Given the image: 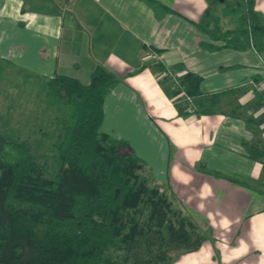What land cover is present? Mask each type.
I'll return each instance as SVG.
<instances>
[{"label":"crops","instance_id":"crops-1","mask_svg":"<svg viewBox=\"0 0 264 264\" xmlns=\"http://www.w3.org/2000/svg\"><path fill=\"white\" fill-rule=\"evenodd\" d=\"M44 1L0 0V64L82 84L96 65L109 71L117 80L100 132L127 141L205 233L172 264H264V160L245 150L264 144V48L236 51L200 32L209 0H153L154 9L143 0ZM253 2L264 18V0ZM164 70L178 81L199 76L208 110L175 95Z\"/></svg>","mask_w":264,"mask_h":264},{"label":"trees","instance_id":"trees-1","mask_svg":"<svg viewBox=\"0 0 264 264\" xmlns=\"http://www.w3.org/2000/svg\"><path fill=\"white\" fill-rule=\"evenodd\" d=\"M208 4L194 25L210 40L236 51L264 48V18L253 0ZM116 80L100 65L87 84L59 74L41 78L58 129L54 137L39 132L53 137L54 172L37 163L26 140L0 133V264H172L204 240V230L128 142L99 131L103 98ZM199 80L186 72L179 84L198 106L194 112L204 113ZM246 123L254 132L252 119ZM245 150L264 160V144Z\"/></svg>","mask_w":264,"mask_h":264},{"label":"rangeland","instance_id":"rangeland-1","mask_svg":"<svg viewBox=\"0 0 264 264\" xmlns=\"http://www.w3.org/2000/svg\"><path fill=\"white\" fill-rule=\"evenodd\" d=\"M14 69L0 64V133L26 140L37 163L54 172L50 144L58 132L55 113L49 109L41 79ZM39 132L53 137L48 139Z\"/></svg>","mask_w":264,"mask_h":264},{"label":"built area","instance_id":"built-area-1","mask_svg":"<svg viewBox=\"0 0 264 264\" xmlns=\"http://www.w3.org/2000/svg\"><path fill=\"white\" fill-rule=\"evenodd\" d=\"M148 57L156 61L159 60V56L157 55V53L152 50H148ZM162 75L170 78L173 81L175 90H179L178 94L182 96V98L192 106L191 98L185 93L184 89L180 86L177 77L170 72H166L165 70ZM192 109H193V106H192Z\"/></svg>","mask_w":264,"mask_h":264}]
</instances>
